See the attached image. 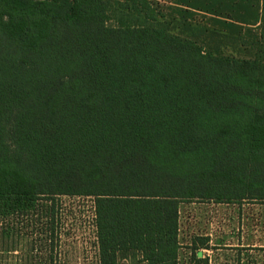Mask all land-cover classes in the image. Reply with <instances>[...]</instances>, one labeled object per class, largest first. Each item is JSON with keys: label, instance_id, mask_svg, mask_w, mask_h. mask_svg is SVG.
I'll use <instances>...</instances> for the list:
<instances>
[{"label": "trees", "instance_id": "1", "mask_svg": "<svg viewBox=\"0 0 264 264\" xmlns=\"http://www.w3.org/2000/svg\"><path fill=\"white\" fill-rule=\"evenodd\" d=\"M241 2L198 7L213 27L157 0H0L1 222L92 197L96 264H181V202L264 201V0L254 34Z\"/></svg>", "mask_w": 264, "mask_h": 264}, {"label": "rangeland", "instance_id": "2", "mask_svg": "<svg viewBox=\"0 0 264 264\" xmlns=\"http://www.w3.org/2000/svg\"><path fill=\"white\" fill-rule=\"evenodd\" d=\"M167 15H178L175 9L191 11L190 19L210 22L223 21L228 12V0H157ZM236 18L228 21L256 33V9L259 0H240ZM211 15L197 8L212 9ZM171 7H173L171 9ZM252 15L249 23H242L245 14ZM220 14V15H218ZM214 17V18H213ZM185 16H182L184 19ZM193 19H191L193 21ZM226 19V18H225ZM185 20V19H184ZM194 22V21H193ZM213 23V24H212ZM183 27L176 23L174 30ZM183 32L188 34L187 31ZM232 48H228L231 51ZM239 48L235 53L242 54ZM48 200L39 199L13 222L0 220V264H96L97 239L94 226L92 197L59 196L55 200V221L51 222ZM54 226V229H51ZM181 264H201L191 261L186 247L193 236H209L210 249L201 251L210 258L208 264H264V201L245 200L237 203L184 201L179 207ZM200 251V249L198 250ZM119 264H144L137 255L121 257Z\"/></svg>", "mask_w": 264, "mask_h": 264}]
</instances>
